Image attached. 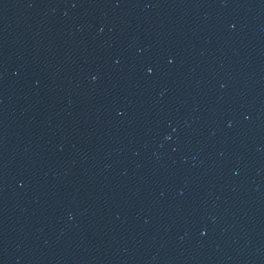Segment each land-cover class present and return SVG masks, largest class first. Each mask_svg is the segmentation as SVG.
<instances>
[{"label": "water", "instance_id": "obj_1", "mask_svg": "<svg viewBox=\"0 0 264 264\" xmlns=\"http://www.w3.org/2000/svg\"><path fill=\"white\" fill-rule=\"evenodd\" d=\"M0 264H264V0H0Z\"/></svg>", "mask_w": 264, "mask_h": 264}]
</instances>
